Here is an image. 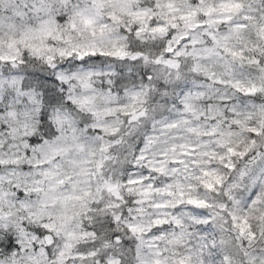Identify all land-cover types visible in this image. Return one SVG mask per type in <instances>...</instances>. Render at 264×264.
<instances>
[{
	"label": "snow or ice",
	"instance_id": "1",
	"mask_svg": "<svg viewBox=\"0 0 264 264\" xmlns=\"http://www.w3.org/2000/svg\"><path fill=\"white\" fill-rule=\"evenodd\" d=\"M0 264H264V0H0Z\"/></svg>",
	"mask_w": 264,
	"mask_h": 264
}]
</instances>
